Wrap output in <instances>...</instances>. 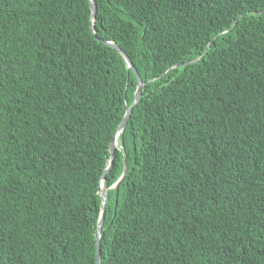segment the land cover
Instances as JSON below:
<instances>
[{"label":"trees","instance_id":"16d2710c","mask_svg":"<svg viewBox=\"0 0 264 264\" xmlns=\"http://www.w3.org/2000/svg\"><path fill=\"white\" fill-rule=\"evenodd\" d=\"M95 1L0 0V264H97L103 182L102 264H264V0Z\"/></svg>","mask_w":264,"mask_h":264},{"label":"water","instance_id":"95a60500","mask_svg":"<svg viewBox=\"0 0 264 264\" xmlns=\"http://www.w3.org/2000/svg\"><path fill=\"white\" fill-rule=\"evenodd\" d=\"M91 2V8H92V18H93V31L95 33V18H96V14H97V4H96V1L95 0H90ZM107 45H110L112 46L113 48H115L116 50H118L121 55L124 57L127 65L129 68H132L134 69V72L137 76V79H138V89L136 91V94H135V99L132 103V105L127 109V112L125 114V117L124 119L122 120L119 128H118V131L116 132V135L115 137L113 138L112 142H111V145H110V159H109V163H108V166H107V169L104 173V176H103V179H105L106 177V174L109 172V170L111 169L113 163H114V160H115V156H116V150H117V146H116V138L118 135H120V133H122L127 125V122L131 116V113L134 109V107L136 106V104L139 102L141 96H142V89H143V86H144V83L137 71V69L135 68L134 64L132 63L131 59L129 58V56L127 55L126 52H124L117 44L111 42V41H106L105 42ZM181 66V65H180ZM180 66H176V68L180 67ZM125 174H126V165H125V170H124V173L122 175V177L120 178V180L116 183V187L118 188L121 181L124 179L125 177ZM101 197H102V213H101V216H100V219H99V223L97 224V264H102V257H101V247H100V242H101V236H102V233H103V227H104V223H105V216H106V203H107V199H108V192L106 190H104V182L102 183L101 185Z\"/></svg>","mask_w":264,"mask_h":264},{"label":"bare ground","instance_id":"6f19581e","mask_svg":"<svg viewBox=\"0 0 264 264\" xmlns=\"http://www.w3.org/2000/svg\"><path fill=\"white\" fill-rule=\"evenodd\" d=\"M116 146H118L119 145V135L117 136V138H116Z\"/></svg>","mask_w":264,"mask_h":264}]
</instances>
